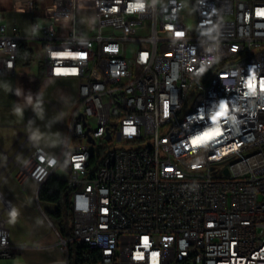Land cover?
<instances>
[{
    "label": "built area",
    "instance_id": "2783aa9c",
    "mask_svg": "<svg viewBox=\"0 0 264 264\" xmlns=\"http://www.w3.org/2000/svg\"><path fill=\"white\" fill-rule=\"evenodd\" d=\"M71 1L66 34L54 19L35 20L34 37L0 23V76L16 74L20 44L33 39L47 76L78 84L62 153L28 134L17 173L22 185L34 180L39 201L42 184L66 170L65 263L86 244L96 255L85 264H153V252L156 264H264V0H146L142 12L128 11L137 0H93L89 33ZM190 2L194 31L184 24ZM202 132L213 138L194 148ZM17 218L0 209V258L23 248L10 239Z\"/></svg>",
    "mask_w": 264,
    "mask_h": 264
},
{
    "label": "crops",
    "instance_id": "0c3cea01",
    "mask_svg": "<svg viewBox=\"0 0 264 264\" xmlns=\"http://www.w3.org/2000/svg\"><path fill=\"white\" fill-rule=\"evenodd\" d=\"M71 15V0H0V23H5L11 32L14 26L22 25L24 28L26 19L30 34H24L23 29L19 28L28 37L39 34V30L33 28V22L46 19H54L58 31L66 34L71 28ZM27 46L33 52V59L36 55L43 65L41 44L30 39ZM44 74L49 79L73 81L51 78L45 71ZM37 83L38 77L32 70V63L29 66L17 65L15 75L0 76V209L8 204L18 212V218L10 220L8 227L11 241L23 246L18 257L20 264H66L68 254L59 247L58 223L53 222L46 213L57 208L47 203V208H43L44 202L37 201L34 180L27 178L22 185L17 173L18 167L31 155L32 142L26 140L28 134L32 135L35 143L53 154L62 153L67 141L64 121L71 118L79 90L77 84V99L73 105L67 99L45 105L49 110L42 115L41 129L38 130L31 123L30 115L36 106V97L28 90L30 84ZM44 221L53 228H48Z\"/></svg>",
    "mask_w": 264,
    "mask_h": 264
},
{
    "label": "rangeland",
    "instance_id": "374dc122",
    "mask_svg": "<svg viewBox=\"0 0 264 264\" xmlns=\"http://www.w3.org/2000/svg\"><path fill=\"white\" fill-rule=\"evenodd\" d=\"M76 11H77L78 27L85 30L86 33H89V31L92 29L91 27L95 20V9L93 6V0H77ZM184 16H185L184 19L185 28L187 30L194 31L195 22H196V11H195V4L193 2H190L188 4ZM18 27L23 29L24 34L26 35L30 34V26L28 20L26 19L24 20V28L22 25H18ZM39 59L41 61V58H38L35 55L32 62V70L38 77V83L32 85L30 84L28 86V90L31 93V95H33V97H36L35 99L36 106L31 111L30 115L32 116L31 123L33 124V126L37 127L38 130L41 129L40 124H41L42 115L44 114V112H47L49 110L48 104H57L58 101H63L64 99H67L69 103L73 105L77 99V82L76 81L62 82L59 80L47 78L46 75L44 74L45 70L43 69V65L40 62H38ZM195 94L196 91L195 92L193 91L190 94L189 105L191 104ZM25 112H27V110H25ZM86 142L87 141H84V143ZM122 146L123 145H119L118 147H122ZM90 149L93 150L94 146L90 145ZM55 175L65 179L67 176V172L63 168H58ZM46 203L52 204L53 207L58 208L57 204L49 203V202L42 203L43 208H47L48 205ZM47 224H48V228L50 227L53 228L52 226L49 225V223ZM18 257L19 255L12 258H6V257L0 258V264H20L18 261Z\"/></svg>",
    "mask_w": 264,
    "mask_h": 264
},
{
    "label": "trees",
    "instance_id": "16d2710c",
    "mask_svg": "<svg viewBox=\"0 0 264 264\" xmlns=\"http://www.w3.org/2000/svg\"><path fill=\"white\" fill-rule=\"evenodd\" d=\"M33 61V52L26 43L20 44L18 66H29ZM70 188L67 180L52 175L42 184L39 191V200L57 204L55 211H47L48 217L58 223L60 232L69 236L71 231L72 213L68 202ZM96 252L90 250L86 244H74L69 251V264H85L95 258Z\"/></svg>",
    "mask_w": 264,
    "mask_h": 264
},
{
    "label": "clouds",
    "instance_id": "9594fccd",
    "mask_svg": "<svg viewBox=\"0 0 264 264\" xmlns=\"http://www.w3.org/2000/svg\"><path fill=\"white\" fill-rule=\"evenodd\" d=\"M145 6H146V0H137V2L132 3V4H130L128 6V11L129 12H135V11H141L142 12V11L145 10ZM113 11H116V9H113ZM182 35H184V33H181L179 36H182ZM235 50L236 49L233 48V51H235ZM80 55H86V54H80ZM260 84H261V90L264 91V80H261ZM248 85H249L250 88H253V89L255 88V80H254V78L249 80ZM17 111H19V109H17ZM219 112H220L221 115L225 114L227 112L226 103H222L221 104ZM167 116H168V113L165 114V117H167ZM233 119H235V118L233 117ZM78 159L79 160H84L85 157H79ZM53 163H54V161H53ZM78 165H79V163H78ZM78 167H80V165ZM15 215H16V213L13 212L12 216H15Z\"/></svg>",
    "mask_w": 264,
    "mask_h": 264
},
{
    "label": "snow or ice",
    "instance_id": "6c2138e0",
    "mask_svg": "<svg viewBox=\"0 0 264 264\" xmlns=\"http://www.w3.org/2000/svg\"><path fill=\"white\" fill-rule=\"evenodd\" d=\"M129 6V5H128ZM113 9H115V8H113ZM181 33H183L182 31H177L176 32V34L179 36ZM262 80H264V79H262ZM165 109L167 110V105L165 106ZM166 113H168V111H166V112H164V114H166ZM221 114H220V112L218 111V112H216V115L215 116H212L211 117V119L214 121L215 119H216V117L217 116H220ZM201 119H203V114H201V117H200ZM131 131H134V129H132ZM211 131H215V134L217 135V136H219V135H221V132H220V130L219 129H215V130H211ZM205 137H208L209 139H212L213 137L212 136H210V134H209V132H202L200 135H196V136H194L193 138H192V140H191V144H192V146L195 148V147H197V146H199L201 143H202V141H203V139L205 138ZM79 165L78 164H76V167H78ZM198 165H193V167L195 168V167H197ZM143 241H144V245H145V247H147L148 246V238L147 237H144L143 238ZM141 256H142V254H141ZM159 256V253H157V252H153L152 253V258H153V264H156V257H158ZM138 258H141V257H138Z\"/></svg>",
    "mask_w": 264,
    "mask_h": 264
}]
</instances>
